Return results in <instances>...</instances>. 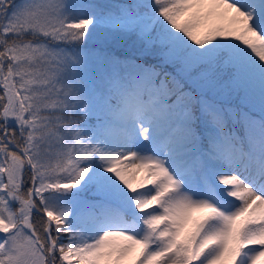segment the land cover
I'll return each mask as SVG.
<instances>
[{
	"label": "snow or ice",
	"instance_id": "1",
	"mask_svg": "<svg viewBox=\"0 0 264 264\" xmlns=\"http://www.w3.org/2000/svg\"><path fill=\"white\" fill-rule=\"evenodd\" d=\"M0 264H264V0H0Z\"/></svg>",
	"mask_w": 264,
	"mask_h": 264
},
{
	"label": "rangeland",
	"instance_id": "2",
	"mask_svg": "<svg viewBox=\"0 0 264 264\" xmlns=\"http://www.w3.org/2000/svg\"><path fill=\"white\" fill-rule=\"evenodd\" d=\"M97 2L102 4H110V3L128 2V0H97Z\"/></svg>",
	"mask_w": 264,
	"mask_h": 264
}]
</instances>
